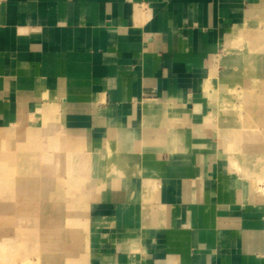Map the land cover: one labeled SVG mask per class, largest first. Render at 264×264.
I'll list each match as a JSON object with an SVG mask.
<instances>
[{"label": "crops", "instance_id": "obj_1", "mask_svg": "<svg viewBox=\"0 0 264 264\" xmlns=\"http://www.w3.org/2000/svg\"><path fill=\"white\" fill-rule=\"evenodd\" d=\"M258 14L264 0H0V130L58 131L115 164L86 210L88 264H264V188L195 140L192 112L224 37Z\"/></svg>", "mask_w": 264, "mask_h": 264}, {"label": "rangeland", "instance_id": "obj_2", "mask_svg": "<svg viewBox=\"0 0 264 264\" xmlns=\"http://www.w3.org/2000/svg\"><path fill=\"white\" fill-rule=\"evenodd\" d=\"M231 55L238 56L236 66L233 60L224 63ZM250 57L259 65L251 67ZM260 63L264 14L229 30L192 98L195 140L209 143L231 172L254 188H264ZM210 78L215 85L205 92ZM42 124L51 123L45 117ZM65 141L58 131L0 130V264H88L86 210L107 184L113 187L120 180L107 176L115 168L112 161L78 159L81 149Z\"/></svg>", "mask_w": 264, "mask_h": 264}]
</instances>
